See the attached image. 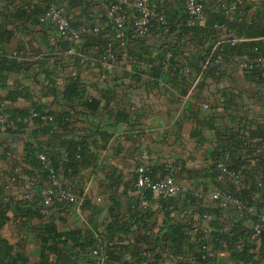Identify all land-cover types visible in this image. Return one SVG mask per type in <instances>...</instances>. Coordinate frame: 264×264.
I'll use <instances>...</instances> for the list:
<instances>
[{
  "label": "crops",
  "instance_id": "0c3cea01",
  "mask_svg": "<svg viewBox=\"0 0 264 264\" xmlns=\"http://www.w3.org/2000/svg\"><path fill=\"white\" fill-rule=\"evenodd\" d=\"M50 1L60 4L76 24L93 18L103 27V35L81 38L74 43L76 51L70 53V43L36 22ZM86 1L0 0V55L22 66L9 72L5 86H0L2 109L28 108L32 100L46 112L69 115L62 124L28 117L19 126H0V213L5 217H0V238L26 255L29 264L44 260L49 264H84L87 247L59 242L56 253L47 248L50 242L42 244L38 235L46 226L58 234L80 232L87 241L92 240L94 248L105 247L111 257L108 264H202L196 262L194 230L200 226L196 206L180 196L170 203L150 202V218L141 220L129 207L135 168L144 149L150 155L152 177H161L160 167L171 162L177 167L173 177L179 186L209 195L227 187L214 168L221 140L233 151L246 176L261 173L264 80L238 67L240 60L251 58L254 52L242 43L260 38L232 31L236 47L227 46L219 68L203 70L197 63L200 55L227 43L222 28L215 27L221 25L215 19L225 14L220 6L229 0H200L206 8L201 23L173 30L154 25L145 37H128L107 69L100 59L101 41L111 38L112 32L101 23H107L109 16L103 0H91L88 7ZM150 1L173 21L182 14L184 0ZM243 2L250 18L264 17V0ZM53 35L55 40H51ZM165 53H169L166 64L162 62ZM108 75L111 80L104 85ZM72 80L84 87L85 94L67 103L60 94ZM16 83L29 89L31 100L5 98ZM91 97L99 101L94 113L81 105L84 98ZM82 138L91 143L86 162L73 172L59 166L60 183L72 190L77 200L45 211L39 203L23 201L24 193L50 185L34 165L37 152L66 161L64 143ZM244 198L247 208L242 212L202 200V208L211 214L207 223L216 216L213 210L220 209V216L236 215L251 229L264 215V180L260 187L247 190ZM115 219L125 223L126 231L117 230L108 238L107 225ZM168 225L183 230L180 251L172 249V243L159 249L155 242L158 232ZM216 257V264H233L226 250L217 251Z\"/></svg>",
  "mask_w": 264,
  "mask_h": 264
},
{
  "label": "trees",
  "instance_id": "16d2710c",
  "mask_svg": "<svg viewBox=\"0 0 264 264\" xmlns=\"http://www.w3.org/2000/svg\"><path fill=\"white\" fill-rule=\"evenodd\" d=\"M89 2H91V0H87L85 3L87 7L89 6L88 5ZM240 7L243 11V15L238 16L235 14L232 16L231 19H228L226 14H220V15H217L215 20L218 21V23H220L221 25H224L226 29L235 32L238 36L247 37V38H254V37L260 38L256 41H252L249 43H242V45L248 44L249 47L253 49L254 52L251 58H254L256 56L264 57V17L260 15V16L250 18L248 14L249 8L245 6L244 2L242 3ZM166 18L168 21V28L170 30L175 29V27L176 28L187 27L183 25V22L186 19V16L183 13V10H182V14L180 18L175 21H173L172 19H169L168 17ZM92 19L93 18H90V19L88 18V20H92ZM105 21L107 23L103 24L102 22L101 24L106 25L104 26V28L106 30L110 29L112 32L111 33L112 35L114 33V26L110 18L106 17ZM36 22H37V19H36ZM74 24L80 25L76 23ZM152 25L158 26V24H156L155 22H153ZM103 32L101 31L98 34H93V35H103ZM90 35L92 34H85L81 38L89 37ZM109 39L104 40L103 42L101 41L102 43L101 53L103 52V49ZM227 46H230V45H227V43L223 44V49H224L223 55H225V53L228 51ZM117 48H118V45L116 44L114 49H117ZM217 53H218L217 49H215L214 51L212 49L210 50L208 49L207 54L200 55L197 63L200 65V63H202L206 57H209V56L214 57ZM21 67H22L21 64L17 63L15 60H12L10 58H7L6 56L0 55V86H3V87L5 86V83H3V81H5L6 75L9 72H17L19 71ZM208 70H211V69L208 68ZM253 75L256 76L258 79H260L257 73H253ZM52 93L53 95H56L54 91H52ZM84 94H85L84 87L77 80H72L66 85L64 91L60 94V98L63 101L69 103V102H73L76 98H82ZM30 97L31 96H30L29 89L26 86L19 84V83H16L14 87L7 90V94L5 96V98L10 101H16L19 98L31 100ZM81 105L84 107V110L89 111L90 113H94L99 108V101L92 97L84 98ZM3 111L13 121V125L16 124L18 126L21 125L22 124L21 122L25 118H28V117H31L36 122H44L46 120L40 119V116L48 115V116H51L52 119L47 120V121L59 122V124L63 120L69 117L67 113L55 114L53 112H46L44 110V107L41 104L35 101H32V100L28 108L13 109L9 111L3 110ZM33 113H35L37 116H33ZM90 145L91 143H89L86 138H82L80 140H68L63 145L65 148L64 157L66 158V161L62 160L60 157H57L56 155L53 156L49 154L53 167L56 170H59V166L62 165L65 171H68V170L72 172L75 171L76 169H78V167H80L82 164L86 162V155L88 154ZM38 152H44V151H38ZM75 154L79 155V159L75 157ZM226 154L229 157V162H228L229 168L235 171H239L243 176L244 187H242L239 191H236L235 193L237 196H239L243 200L247 208V203L244 198V195L247 192V190L253 187H260L255 184V180L257 177H259L261 180V183H263L264 162L262 166L263 169L260 170L261 173L253 174L250 177L246 176L242 172L241 168L239 167L240 162L235 159L233 151L230 148H228V145H224L223 141L220 140L219 151H217L216 153L217 160H216V164L214 167L216 169L215 170L216 175H218L219 177L221 176L217 168V164L222 158H224V155ZM36 159H37V162L34 165L37 167V169L41 170L43 174L45 175V177L49 180V176L47 172L42 168V165L39 162L37 155H36ZM160 169H163V165L160 167ZM150 174H151V168H150ZM135 177H136V174H134V184H135ZM154 179H158V178H154ZM224 184L227 186L226 187L227 190H232V187L228 183L224 181ZM220 190H224V189H220ZM148 196L151 197V193L148 192ZM176 196H180L184 200V202H188L191 205H195L197 209L196 212H201L205 210L204 208H202V202H201L203 200L202 198L193 197L191 195H183V196L176 195ZM176 196L165 197L162 200H160L158 203L174 202L172 201V199H174L173 197H176ZM134 198L135 196L129 197V207L134 213H136L139 216L141 220L148 221L151 213L148 211V209L142 210V209H137L136 207H132V204H133L132 200ZM23 201L25 202L31 201L33 205L36 203L37 204L39 203L38 201H33V200L29 201L27 199H23ZM55 204L59 206L66 205L62 202H56ZM218 205L220 206L219 203ZM228 207H231L236 212H242L246 209L245 208L242 211H237L232 206H228ZM213 211L216 213V216H214V219L211 220L209 224L207 223L208 228L206 230V236L200 229H197L196 231L194 230L196 246H197L196 262L202 263V264H216L217 251L226 250L229 252V258L233 264H264V223H263V227L261 228L260 232L256 234L253 228L248 229L247 227H244L241 223V220L236 215H233L228 218L227 217L224 218L220 216V209H216ZM133 212L131 214H134ZM35 215L37 214L35 213ZM0 217L3 220L5 219L3 212L0 213ZM117 230L126 231L125 223H121L120 219H115L113 222L107 225L106 235L108 236V238H110L111 235ZM45 233L46 235H43ZM202 236H205V239L204 238L201 239ZM38 237L41 243L44 245L50 242V245H48L47 248L56 253H58L59 251L56 245L59 242L65 245L67 241H70L74 243L75 246H78L80 249H84V247H87L88 249L85 253L84 263L90 260L88 254L91 249H98L100 251H104L107 254V260L104 262V264H108L111 260L110 253L106 251L107 249L105 247L94 248L91 243L92 240L87 241L84 235H82L80 232H77V231L76 232L70 231L67 233L58 234L51 226L50 227L46 226L44 228V232L38 235ZM183 238H184V235H183V230L181 229V226L168 225L162 228L158 232V237H156L155 242L157 243V246L159 249L163 250V249L169 248L170 247L169 244L172 243L173 244L172 249L180 251L181 250V240ZM146 241H147V238H146ZM202 244H208V246L212 248V251H213L212 257H206L204 259L202 258V254H201ZM0 264H29V259L23 253L16 251L13 245L8 243L7 240L0 238ZM39 264H49V262L47 260L46 261L44 260L43 262H40Z\"/></svg>",
  "mask_w": 264,
  "mask_h": 264
},
{
  "label": "built area",
  "instance_id": "2783aa9c",
  "mask_svg": "<svg viewBox=\"0 0 264 264\" xmlns=\"http://www.w3.org/2000/svg\"><path fill=\"white\" fill-rule=\"evenodd\" d=\"M243 0H229L227 3H222L221 8L225 12L228 19H231L233 15L241 16L243 11L241 5ZM103 5L106 12L114 26V33L107 41L103 52L100 55L102 64L109 69L110 61L116 58L117 50L120 46L125 44L128 37L130 38H142L148 35L153 22L158 24L163 29H168V21L164 13L150 0H103ZM183 13L186 16L183 22L184 26L190 27L201 23L204 18L206 8L200 0H184ZM37 22L40 25L52 28L55 31V35L61 37L66 42L70 43L69 52L74 53L76 47L74 43L78 42L85 34H98L103 30V27L99 22L87 20L86 22L75 25L73 21L65 14L62 6L56 1H50L47 3L44 10L38 15ZM215 27L222 28L223 36L230 46H234L237 42V38L232 31L226 29L222 25H215ZM55 35L51 37V40H55ZM118 45L117 49H114L115 45ZM218 53L214 57H206L202 63L201 68L206 70L208 68H219L224 61L223 44H219L217 47ZM13 54H16L13 53ZM169 53H165L162 60L166 64ZM238 67L245 73H257L259 78L264 80V57L256 56L238 62ZM111 80V76H105L103 84ZM33 116H37L33 113ZM42 120H51L52 117L48 115H41ZM13 125V121L10 117L4 113L0 105V126L8 129ZM37 158L42 165V168L47 172L49 176L50 185L39 192H26L22 195L23 199L38 201L42 207V211L53 206L56 202H62L66 205H70L77 200L74 192L67 187L63 186L60 181V172L56 170L48 153L38 152ZM75 157L79 159V155L75 154ZM140 163L135 168V198L132 200V207L137 209L146 210L151 207V203H158L165 197H171L176 195H191L193 197L202 198L203 200H212L218 202L222 207L232 206L237 211H242L246 208L243 200L236 195V191H239L244 187L243 176L239 171H235L229 168V157L224 155L218 164L221 178L228 183L232 190H216L215 192L207 195L199 191L185 189L179 186L173 177V171L177 169L171 162H165L163 164L162 176L158 179H154L150 174V155L142 149L139 153ZM255 184L261 186V180L256 178ZM148 192L151 193V197L148 196ZM197 219L200 226L195 228L200 229L206 236L207 222L210 219L211 214L203 210L196 212ZM264 223V215L258 217V221L254 223L253 230L255 233H259ZM202 236L201 239H205ZM202 258L212 257L213 251L208 244H202L201 247ZM89 261L84 264H104L107 260V254L104 251L98 249H91L89 251Z\"/></svg>",
  "mask_w": 264,
  "mask_h": 264
}]
</instances>
